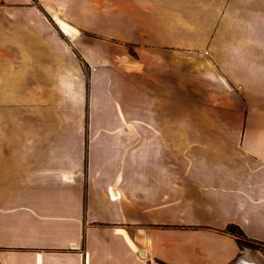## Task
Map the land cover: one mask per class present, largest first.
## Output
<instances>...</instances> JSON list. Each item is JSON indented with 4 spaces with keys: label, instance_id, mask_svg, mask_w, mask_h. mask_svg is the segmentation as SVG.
<instances>
[{
    "label": "crops",
    "instance_id": "obj_1",
    "mask_svg": "<svg viewBox=\"0 0 264 264\" xmlns=\"http://www.w3.org/2000/svg\"><path fill=\"white\" fill-rule=\"evenodd\" d=\"M198 71L242 126L195 113ZM87 94L36 142L35 103ZM229 224L264 245V0H0V264H264Z\"/></svg>",
    "mask_w": 264,
    "mask_h": 264
},
{
    "label": "rangeland",
    "instance_id": "obj_2",
    "mask_svg": "<svg viewBox=\"0 0 264 264\" xmlns=\"http://www.w3.org/2000/svg\"><path fill=\"white\" fill-rule=\"evenodd\" d=\"M138 58V57H134ZM110 75L115 77L117 90L119 92L123 91L122 87H129L133 83H138L140 79L139 71H126V72H116L110 73ZM175 78V75H174ZM189 78V73L179 72V79L181 82L183 80H187ZM194 86L190 88L192 92L195 93L196 101L202 100L200 105H196L195 113H200L204 111L211 112V125L213 127L218 126L219 120L214 117L226 118L227 126L235 127L242 126L239 120H236L235 111L239 109L241 106L244 111H246L247 104L237 102L236 99H240L235 96L234 88L236 86L227 84L225 81L223 74L219 72H196V80L193 83ZM192 85V83L190 84ZM185 87H181L180 91L182 94V90ZM240 89V88H239ZM89 90V88L87 89ZM134 98L138 99V88L135 89ZM129 97V95H127ZM180 98H182L180 96ZM73 98H70V100ZM85 101V102H83ZM82 103H76L74 101L69 102L67 104H47V103H35V111L37 117V129H36V142L37 143H47V113H61L65 112L68 114V117L78 118L80 115L85 116V126H89L90 118H88V114H90L91 107V97L87 94L86 100H83ZM198 106H200L198 110ZM187 104H181V113H186L185 108ZM214 116V117H213ZM71 122H75L71 121ZM199 121H196L198 123ZM180 126H187V120L182 118L180 120ZM207 126V123L206 125ZM243 248L250 249L253 251L259 250L264 251V245L262 244H252L244 241Z\"/></svg>",
    "mask_w": 264,
    "mask_h": 264
},
{
    "label": "trees",
    "instance_id": "obj_3",
    "mask_svg": "<svg viewBox=\"0 0 264 264\" xmlns=\"http://www.w3.org/2000/svg\"><path fill=\"white\" fill-rule=\"evenodd\" d=\"M226 232L234 235L237 238V241L239 242V245L241 247L244 241L252 244H258V242L249 239L247 235L244 233V231L236 224H229L226 228Z\"/></svg>",
    "mask_w": 264,
    "mask_h": 264
},
{
    "label": "built area",
    "instance_id": "obj_4",
    "mask_svg": "<svg viewBox=\"0 0 264 264\" xmlns=\"http://www.w3.org/2000/svg\"><path fill=\"white\" fill-rule=\"evenodd\" d=\"M111 197L115 198L117 196L111 192Z\"/></svg>",
    "mask_w": 264,
    "mask_h": 264
}]
</instances>
